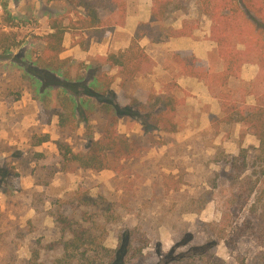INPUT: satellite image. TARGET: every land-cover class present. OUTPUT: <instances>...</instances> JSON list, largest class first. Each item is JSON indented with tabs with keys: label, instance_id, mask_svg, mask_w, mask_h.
Instances as JSON below:
<instances>
[{
	"label": "rangeland",
	"instance_id": "rangeland-1",
	"mask_svg": "<svg viewBox=\"0 0 264 264\" xmlns=\"http://www.w3.org/2000/svg\"><path fill=\"white\" fill-rule=\"evenodd\" d=\"M125 1L129 18L123 27L115 28L102 42L78 37L83 48L72 45L73 37L67 33L68 49L74 47L75 52L67 56L64 47L60 57H71L79 64L72 75L85 77L76 84L81 98H88L95 109L102 102L114 104L119 132L152 136L153 145L135 158L110 159L111 169L66 172L60 163L64 148L74 153L84 150L91 135L99 137L102 122L96 116H80L74 127L60 128L57 118L49 120L33 98L14 60L33 59L40 51L38 38L50 32V18L67 12L69 5L65 0H0V30L12 32L18 42L9 53H0V264H31L36 251L57 240L60 232L53 213L77 190L90 197L104 218L118 228L98 232L104 246L115 249L119 230L137 227L151 240L143 252L151 264L156 261V243L161 252L174 244L168 226L192 233L200 230L205 238L210 234L215 238L213 231L223 214L238 209L235 196L240 188L253 193L231 222L234 227L251 221V228L231 247L219 240L214 251L224 264L254 260L264 264L253 258L264 252V155L257 149L254 129L223 120L219 91L209 90L203 81L193 78L197 83L185 88L177 83L184 75L172 59L175 52L195 55V50L206 59L212 74L223 68L210 39L211 21L198 12L196 0H173L171 11L158 25L162 40L151 42L144 37L139 41L151 67L128 89L129 93L169 91L183 99L177 108L176 131L163 129L136 105H128L117 77L106 95L89 97L93 74L107 70L116 75V69L99 61V56L127 49L130 33L150 18L151 0ZM180 28L190 35L175 36ZM164 43L169 47H163ZM172 46L180 48L172 50ZM259 73L257 64L247 63L238 78L229 80L232 99L239 106L264 104V99H257L264 93V81L254 82ZM48 254L47 258L58 255L57 251Z\"/></svg>",
	"mask_w": 264,
	"mask_h": 264
},
{
	"label": "trees",
	"instance_id": "trees-1",
	"mask_svg": "<svg viewBox=\"0 0 264 264\" xmlns=\"http://www.w3.org/2000/svg\"><path fill=\"white\" fill-rule=\"evenodd\" d=\"M151 1L150 18L147 22L138 23L128 48L99 56V61L116 69V75L111 76L107 70L93 74L88 86L92 93L89 97L106 95L117 77L128 105H136L163 129L176 131L177 108L183 104V99L169 91L155 93L137 89L133 93L128 92L131 83L151 67V61L139 41L144 37H148L151 42L162 40L161 34L157 32L158 25L165 20L171 11L170 6H173V0ZM65 2L69 5V10L51 17L50 32L38 38L40 51L35 52L34 58L29 62H14L20 67L33 98L48 113L49 120L53 116L57 118L60 128L74 127L80 116L86 119L96 116L101 120L98 138L91 135L87 147L77 153L64 146L65 151L60 159L62 169L66 172H99L111 169L110 159H131L147 151L153 145V137L120 133L119 115L114 104L102 102L95 109L88 98H81L76 84L81 83L85 77L78 73L72 75V70L79 68V64L71 57L61 58L60 53L64 50L66 33H71L72 45L83 48V41L78 37L102 42L115 28L123 27L126 21V1ZM195 3L198 12L211 21L210 39L216 44L223 68L212 74L206 61L193 54L181 55L175 52L172 59L180 74L203 81L209 90L219 91L223 120L253 128L259 141L257 149L264 155V104L239 106L232 99L229 88V80L238 78L244 64L252 62L260 68L254 82L259 84L264 81V0H196ZM189 35L183 28L175 30V36ZM17 43L12 32L0 30V53H9ZM91 70L93 71V67L89 71L92 72ZM257 99L263 100L264 93ZM81 192L77 190L72 199H67L54 211L53 217L60 236L54 242L45 244L41 252L36 251L31 264H149L143 252L151 240L137 227L119 230L115 249L104 246L98 236L101 231L118 228L113 220L104 218V214L90 197ZM252 193V189L237 190L234 196L239 202L238 209L233 208L230 213L223 214L221 221L215 225L218 226L213 231L215 238L211 234L210 238H205L200 230L192 233L187 230L179 231L175 229L176 225L168 226L174 234V244L168 252H161L156 243V261L151 264H224L215 254V245L223 240L227 247H231L251 228V221H243V225L236 224L233 227L231 219L246 208ZM261 214L264 215L263 212ZM53 251H57V257L47 258L48 253ZM261 254L264 252H258L253 258L264 260ZM247 264H255V260Z\"/></svg>",
	"mask_w": 264,
	"mask_h": 264
},
{
	"label": "crops",
	"instance_id": "crops-1",
	"mask_svg": "<svg viewBox=\"0 0 264 264\" xmlns=\"http://www.w3.org/2000/svg\"><path fill=\"white\" fill-rule=\"evenodd\" d=\"M148 17V14H147V16L144 18V20L146 21V18ZM128 18H129V15H127V13H126V22H128ZM148 20V19H147ZM125 30V29H124ZM67 34V33H66ZM133 35H132V33H130V38L132 37ZM69 41H70V38H67V35H66V37L64 36V42H63V45H64V47H66V49H68L69 48ZM164 46L163 47H166V48H168L169 47V44H167V43H164L163 44ZM128 47V46H127ZM178 48H180V47H174V46H172V50H176V49H178ZM75 52V48L74 47H72V48H70V49H68V51H66V54L65 55H67V56H69V55H71L72 53H74ZM193 52H195V55H196V57L197 58H199V59H203V60H206L203 56H201V55H198L197 53H196V51L195 50H193ZM197 83V80L196 79H193V78H191V77H185V76H180V78H178V80H177V83L180 85V86H182V87H189V86H192L193 84H195V82Z\"/></svg>",
	"mask_w": 264,
	"mask_h": 264
}]
</instances>
